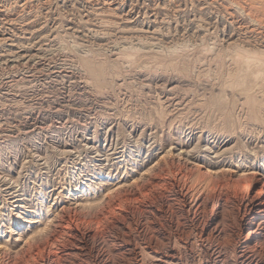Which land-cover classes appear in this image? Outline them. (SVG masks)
Wrapping results in <instances>:
<instances>
[{"label":"rangeland","instance_id":"rangeland-1","mask_svg":"<svg viewBox=\"0 0 264 264\" xmlns=\"http://www.w3.org/2000/svg\"><path fill=\"white\" fill-rule=\"evenodd\" d=\"M249 3L0 0V264H264L242 225L264 182Z\"/></svg>","mask_w":264,"mask_h":264},{"label":"bare ground","instance_id":"bare-ground-1","mask_svg":"<svg viewBox=\"0 0 264 264\" xmlns=\"http://www.w3.org/2000/svg\"><path fill=\"white\" fill-rule=\"evenodd\" d=\"M164 1V0H163ZM230 1H233V0H230ZM117 2V1H116ZM244 2V1H243ZM250 3H251V6H254L255 7V5H257V8H259V10H261L260 9V7H258V4H260V6L262 7V8H264V0H250ZM249 3V4H250ZM114 4V3H113ZM116 4V3H115ZM120 4V3H119ZM238 4V3H237ZM241 4V3H240ZM117 5V4H116ZM119 6V5H118ZM243 6H244V4H243ZM250 6V5H249ZM117 7V6H116ZM118 8V7H117ZM242 8H244V7H242ZM256 8V7H255ZM96 9V8H95ZM244 9H246V8H244ZM243 9V10H244ZM248 9V8H247ZM93 10V9H92ZM114 10V9H113ZM121 10V9H120ZM95 11V10H94ZM94 11H93V13H94ZM252 11V10H251ZM250 11V12H251ZM116 12V11H115ZM118 12V11H117ZM257 13V12H256ZM126 14H128V13H126ZM8 15V14H7ZM6 15V16H7ZM125 15V14H124ZM249 15V14H248ZM259 15V14H258ZM253 16H255V15H253ZM262 16V15H261ZM105 16H103V18H104ZM127 17V16H126ZM257 17V16H256ZM108 19V18H107ZM121 19V18H120ZM111 20V19H110ZM106 21V20H105ZM73 22V21H72ZM78 23V22H77ZM80 23V22H79ZM82 23V22H81ZM12 24H14V23H12ZM259 25H261V24H259ZM13 26V25H12ZM16 27V26H15ZM26 27V26H25ZM240 28V27H239ZM9 29V28H8ZM30 29V28H29ZM1 30V29H0ZM20 30H21V26H20ZM37 30H39V29H37ZM11 31V30H10ZM34 31V30H33ZM127 31L128 30H126V33H127ZM132 31H133V29H132ZM2 32V31H1ZM6 32H8L7 30H6ZM5 32V33H6ZM12 32H13V30H12ZM25 32V31H24ZM134 33H135V31H133ZM4 33V32H3ZM14 33H16L15 31H14ZM133 33V34H134ZM137 33V32H136ZM8 34V33H7ZM10 34V33H9ZM12 34V33H11ZM32 34V33H31ZM13 35H15V34H13ZM131 35V34H130ZM240 35V34H239ZM241 36V35H240ZM5 37V36H4ZM7 38V37H6ZM18 38H20V37H18ZM259 38V37H258ZM263 38V37H262ZM1 39V38H0ZM5 39V38H4ZM8 39V38H7ZM9 39H12V38H9ZM17 39V38H16ZM21 39V38H20ZM4 41V40H3ZM6 41V40H5ZM11 41H14V39L13 40H11ZM227 41V40H226ZM261 41H264V40H261ZM7 42V41H6ZM16 42V41H15ZM14 42V43H15ZM18 42V41H17ZM47 42V41H46ZM260 42V41H259ZM259 42H257V43H259ZM4 43V42H3ZM21 43V42H20ZM144 43V42H143ZM256 43V44H257ZM9 44V43H8ZM16 44V43H15ZM18 44H19V42H18ZM18 44H16V46L18 45ZM249 44V43H248ZM260 44H262L261 42H260ZM22 45V44H21ZM20 45V46H21ZM252 45V44H251ZM24 46H25V44H24ZM27 46V45H26ZM261 46V45H260ZM61 47V46H60ZM253 47H255V46H253ZM253 47H252V49H253ZM21 48V47H20ZM236 48V47H235ZM240 48V47H239ZM251 48V47H250ZM22 49H23V45H22ZM22 49H20V50H22ZM25 49H27L26 47H25ZM37 49V48H36ZM41 49V48H40ZM232 49V48H231ZM252 49H250V50H252ZM257 49H259V48H257ZM262 49V48H261ZM243 50V49H242ZM245 50V49H244ZM247 51V50H246ZM261 51V50H260ZM8 52V51H7ZM11 52V51H10ZM32 53V52H31ZM258 53V52H257ZM262 53V52H261ZM19 54V53H18ZM26 54V53H25ZM24 54V55H25ZM29 54V53H28ZM238 54H239V52H238ZM1 55V54H0ZM22 56H23V54H21ZM34 55V54H33ZM220 55V54H219ZM242 56H244L243 54H241ZM21 56V57H22ZM125 56V55H124ZM237 56H240V55H237ZM247 56H249V55H247ZM20 57V58H21ZM240 58L242 59L243 57H241L240 56ZM239 58V59H240ZM5 59V58H4ZM7 59V58H6ZM29 59V58H28ZM12 60V59H11ZM19 60V59H18ZM27 61V60H26ZM25 61V62H26ZM74 61V60H73ZM17 63V62H16ZM96 63V62H95ZM91 64V63H90ZM12 65V64H11ZM256 66V65H255ZM90 68V67H89ZM94 69V68H93ZM96 69V68H95ZM101 69V68H100ZM260 69V68H259ZM258 69V70H259ZM263 69H264V67H263ZM101 71V70H100ZM254 71V70H253ZM252 71V72H253ZM258 72H260V70L258 71ZM254 74V73H253ZM258 74V73H257ZM101 76H102V74H101ZM100 79V78H99ZM263 90V89H262ZM261 90V91H262ZM264 92V91H263ZM250 98V97H249ZM257 98V97H256ZM246 99H248V98H246ZM255 99V98H254ZM257 100V99H256ZM248 100H246V102H247ZM257 102V101H256ZM260 104H261V102H260ZM174 105V104H173ZM182 107V106H181ZM258 107H259V105H258ZM262 107H263V104H262ZM186 108V107H185ZM256 109V108H255ZM259 109V108H258ZM262 110V109H261ZM256 111H257V109H256ZM255 111V112H256ZM263 111V110H262ZM264 112V111H263ZM251 113V112H250ZM261 113V112H260ZM161 114V113H160ZM261 115V114H260ZM264 115V114H263ZM262 115V116H263ZM161 116H162V114H161ZM221 116V115H220ZM236 117V116H235ZM178 120V119H177ZM237 120V119H236ZM241 121H242V119H240ZM239 121V119L237 120V123H239L238 122ZM226 122V121H225ZM244 122V121H243ZM243 122H241L242 124H244ZM233 124V123H232ZM234 125H236L235 123H234ZM238 125V124H237ZM240 125V124H239ZM231 127H232V125H231ZM230 127V128H231ZM240 127H242V125L240 126ZM230 128H228V130H231ZM233 128H235V126L233 127ZM242 128H244V127H242ZM188 129V128H187ZM223 129H225V127H223ZM239 129V128H238ZM237 129V130H238ZM241 129V128H240ZM227 130V129H226ZM235 131H237L236 130V128L234 129ZM242 130V129H241ZM241 130H239L241 133H242V131ZM243 130H245V129H243ZM255 132V131H254ZM228 136V135H227ZM163 140V139H162ZM162 143V142H161ZM193 153V152H192ZM225 153V152H224ZM187 154H190V153H187ZM228 155V154H227ZM212 158V157H211ZM215 159V158H214ZM219 159V158H218ZM216 160V159H215ZM214 160V161H215ZM212 162V161H211ZM215 163V162H214ZM213 163V164H214ZM167 165V164H166ZM215 165V164H214ZM161 167V166H160ZM159 167V168H160ZM170 167V166H169ZM169 167H167L166 166V168H169ZM166 168H164V169H166ZM163 169V170H164ZM169 170V169H168ZM210 170V169H209ZM208 171V170H207ZM158 172V171H157ZM170 172V171H169ZM176 172H177V170H176ZM205 172V171H204ZM209 173H211V172H209ZM167 174V173H166ZM176 174V173H175ZM190 174V173H189ZM158 175V174H157ZM178 175V174H177ZM191 175H192V173H191ZM211 175V174H210ZM170 176V175H169ZM203 176V175H202ZM156 177V176H155ZM177 177V176H176ZM181 177V176H180ZM179 177V178H180ZM208 177V176H207ZM257 177V176H256ZM151 178V177H150ZM158 178V177H157ZM168 178V177H167ZM178 178V179H179ZM183 178V177H182ZM159 179V178H158ZM163 179V178H162ZM176 179V178H175ZM183 179H186V178H183ZM187 179H188V177H187ZM216 179V178H215ZM258 179V178H257ZM172 180V179H171ZM181 180V179H180ZM221 180V179H220ZM219 180V181H220ZM232 180V179H231ZM259 180V179H258ZM257 180V181H258ZM150 181V180H149ZM179 180H177V182H178ZM183 181V180H182ZM184 181H186V180H184ZM183 181V182H184ZM210 181H211V179H210ZM215 181V180H214ZM213 181V182H214ZM222 181V180H221ZM153 182V181H152ZM159 182V181H158ZM180 182V181H179ZM188 182V181H187ZM208 182V181H207ZM233 182V181H232ZM147 183H149L148 181H147ZM147 183L145 182V184L147 185ZM181 183V182H180ZM179 183V184H180ZM219 183V182H218ZM222 183H224V182H222ZM231 183V182H230ZM258 183H261V181L259 180L258 181ZM145 184H143V185H145ZM158 184V183H157ZM177 183L176 182H174L173 183V186L174 185H176ZM185 184H186V182H185ZM188 184V183H187ZM142 185V186H143ZM163 185H165V184H163ZM181 185H182V183H181ZM184 185V184H183ZM182 185V186H183ZM191 185V184H190ZM208 185V184H207ZM178 186V185H177ZM220 186H221V184H220ZM231 186V185H230ZM151 187V186H150ZM149 187V188H150ZM168 187V186H167ZM188 187H189V185H188ZM213 187V186H212ZM228 187V186H227ZM261 188L260 189H258L257 190V192L255 193V194H253L252 195V197H251V199H250V201H249V203H248V213H247V215H245L246 217L245 218H243V226L244 227H246L247 229H248V232H247V241H254V242H257L258 243V245L259 244H263V242H264V182H262L261 183V186H260ZM142 188V187H141ZM155 188V187H154ZM211 188V187H210ZM145 189V188H144ZM143 189V190H144ZM151 189V188H150ZM160 189V188H159ZM185 189V188H184ZM187 189V188H186ZM222 188L220 187V189L219 190H221ZM149 190V189H148ZM163 190V189H162ZM193 190V189H192ZM207 190V189H206ZM209 190V189H208ZM213 190V189H212ZM216 190V189H215ZM244 190V189H243ZM249 190V189H248ZM141 191H142V189H141ZM147 190H144L143 192H146ZM153 191V190H152ZM161 191V190H160ZM187 191V190H186ZM209 191H211V190H209ZM149 192H151V191H149ZM182 192V191H181ZM193 192V191H192ZM220 192V191H219ZM188 193V192H187ZM211 193V192H210ZM214 193H216V192H214ZM218 193V192H217ZM206 194V193H205ZM131 195V194H130ZM178 195V194H177ZM208 195H209V193H208ZM208 195H207V197H208ZM128 196V195H127ZM138 196V195H137ZM180 196H181V194H180ZM188 196H189V194H188ZM192 196V195H191ZM202 197V196H201ZM123 198V197H122ZM136 197H134V199H135ZM175 198V197H174ZM209 198V197H208ZM207 198V199H208ZM133 199V198H132ZM186 199V198H185ZM206 199V198H205ZM210 199V198H209ZM123 200V199H122ZM203 201H204V199H202ZM244 200V199H243ZM116 201V200H115ZM119 201V200H118ZM206 201V200H205ZM114 202V201H113ZM112 202V203H113ZM192 202V201H191ZM194 203V202H193ZM202 203L203 202H201V205H202ZM205 203H207V201L205 202ZM115 204H116V202H115ZM118 204V203H117ZM189 204V203H188ZM200 204V203H199ZM199 204L197 205V206H199ZM192 205V204H191ZM200 205V206H201ZM204 205V204H203ZM113 206V205H112ZM199 206V207H200ZM244 206V205H243ZM245 206H247V205H245ZM190 208V207H189ZM196 209V208H195ZM199 209V208H198ZM202 210V209H201ZM246 210V209H245ZM206 211V210H205ZM71 213V212H70ZM187 213V212H186ZM221 213V212H220ZM245 213V212H244ZM64 214H65V212H64ZM69 214V213H68ZM73 214V213H72ZM75 214V213H74ZM102 214H103V212H102ZM217 214V213H216ZM246 214V213H245ZM66 215H67V213H66ZM71 215V214H70ZM106 215V214H105ZM196 215H198V214H196ZM221 215V214H220ZM213 216V215H212ZM73 217V216H72ZM78 217V216H77ZM96 218V217H95ZM94 218V219H95ZM210 218H211V216H210ZM70 219V218H69ZM76 219V218H75ZM79 219L80 218H78L77 220L79 221ZM97 219V218H96ZM76 220V221H77ZM223 220V219H222ZM242 220V219H241ZM62 221V218H60V221L59 222H61ZM65 223V222H64ZM64 223H61V224H63V225H61L60 223V225H59V228H60V230L61 231H63L62 229L64 228V227H66L67 228V226H64ZM73 223V222H72ZM79 223V222H78ZM195 223V222H194ZM217 223V222H216ZM253 223H255V228H252V226H251V224H253ZM71 224V223H70ZM75 225H76V223H74ZM218 224H220L219 222H218ZM218 224H216L217 226H218ZM241 224V223H240ZM58 225H57V227H58ZM68 225H69V223H68ZM78 226H79V224H77ZM202 225V224H201ZM210 225V224H209ZM180 226V225H179ZM217 226H215V229L217 228ZM70 227V226H69ZM68 227V228H69ZM55 228H56V226H55ZM199 228V227H198ZM201 228H202V231L203 230H207L208 228L207 227H205V226H201ZM78 229V228H77ZM76 229V230H77ZM80 229V228H79ZM211 229V228H210ZM223 229V228H222ZM200 230V229H199ZM59 231V230H58ZM68 231V230H67ZM71 231V230H70ZM201 231V230H200ZM213 231V230H212ZM57 232V231H56ZM55 233V232H54ZM201 233V232H200ZM212 233V232H211ZM66 234H67V232H66ZM207 234V233H206ZM82 235V234H81ZM83 235H84V232H83ZM59 236H61V235H59ZM56 237V236H55ZM54 236L53 237H51L50 238V242H52V243H56L57 242V240L55 241V238ZM66 237V236H65ZM69 237V236H68ZM77 237V236H76ZM60 238H63V237H60ZM70 238H72V237H70ZM195 238V237H194ZM85 239V238H84ZM59 241V240H58ZM64 241V240H63ZM71 241V240H70ZM69 242V241H68ZM67 242V243H68ZM73 242V241H72ZM75 242V241H74ZM187 242V241H186ZM60 243V242H59ZM64 243V242H63ZM70 243V242H69ZM62 245V244H61ZM64 245V244H63ZM67 245V244H66ZM72 245H74V244H72ZM121 245V244H120ZM76 246V245H75ZM251 246V245H250ZM253 246V245H252ZM255 246H257L256 244H255ZM62 247V246H61ZM64 247V246H63ZM72 247V246H71ZM74 247V246H73ZM79 247V246H78ZM83 247V246H82ZM248 247H249V245H248ZM190 248V247H189ZM192 248V247H191ZM198 248V247H197ZM250 248V247H249ZM255 248V247H254ZM262 249V248H261ZM61 250V249H60ZM21 251L23 252V255L21 256V259L20 260H18V262L16 261V262H12V263H9L8 262V264H23L25 261H27L28 259H29V256H31L32 254H36V256H41L42 255V253H44L45 251H46V249H45V245H42V246H35V245H32V246H27V247H23V248H21ZM20 251V252H21ZM41 251V252H40ZM63 251V250H62ZM56 252V251H55ZM54 252V253H55ZM65 252V251H64ZM50 253V252H49ZM72 254V253H71ZM176 254V253H175ZM241 254V253H240ZM61 255V254H60ZM64 255V254H63ZM65 255H67V254H65ZM72 255H74V254H72ZM252 255V254H251ZM35 256V257H36ZM56 256V255H55ZM170 256V255H169ZM181 256V255H180ZM195 256V255H194ZM33 257V256H32ZM72 257V256H71ZM163 257V256H162ZM205 257V256H204ZM57 258V257H56ZM60 258V257H59ZM62 258V257H61ZM39 259V258H38ZM231 259V258H230ZM229 259V260H230ZM246 259V258H245ZM35 260V259H34ZM203 260V259H202ZM11 261V260H10ZM209 261V260H208ZM212 261V260H211ZM244 261V260H243ZM7 262V261H6ZM6 262L4 263V264H6ZM236 262V261H235ZM28 262H25L24 264H27ZM202 263V262H201ZM2 264V263H1ZM192 264V263H191Z\"/></svg>","mask_w":264,"mask_h":264}]
</instances>
